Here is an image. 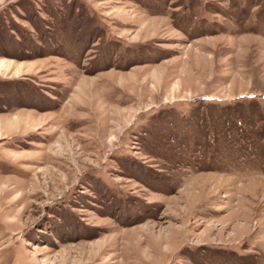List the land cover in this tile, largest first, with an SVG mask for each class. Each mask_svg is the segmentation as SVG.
I'll return each mask as SVG.
<instances>
[{"label":"rangeland","instance_id":"rangeland-1","mask_svg":"<svg viewBox=\"0 0 264 264\" xmlns=\"http://www.w3.org/2000/svg\"><path fill=\"white\" fill-rule=\"evenodd\" d=\"M0 264H264V0H0Z\"/></svg>","mask_w":264,"mask_h":264},{"label":"bare ground","instance_id":"bare-ground-1","mask_svg":"<svg viewBox=\"0 0 264 264\" xmlns=\"http://www.w3.org/2000/svg\"><path fill=\"white\" fill-rule=\"evenodd\" d=\"M22 128H24V126L21 125V126H20V129H22Z\"/></svg>","mask_w":264,"mask_h":264}]
</instances>
